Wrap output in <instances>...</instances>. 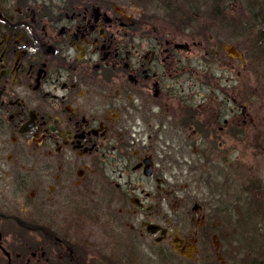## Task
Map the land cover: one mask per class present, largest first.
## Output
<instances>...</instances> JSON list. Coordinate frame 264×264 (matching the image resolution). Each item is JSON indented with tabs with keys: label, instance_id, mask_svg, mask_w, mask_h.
<instances>
[{
	"label": "flooded vegetation",
	"instance_id": "af4514ba",
	"mask_svg": "<svg viewBox=\"0 0 264 264\" xmlns=\"http://www.w3.org/2000/svg\"><path fill=\"white\" fill-rule=\"evenodd\" d=\"M208 1L0 0V264H237L172 182L190 149L230 170L223 136L254 121L251 93L205 84L253 70L236 0Z\"/></svg>",
	"mask_w": 264,
	"mask_h": 264
},
{
	"label": "rangeland",
	"instance_id": "374dc122",
	"mask_svg": "<svg viewBox=\"0 0 264 264\" xmlns=\"http://www.w3.org/2000/svg\"><path fill=\"white\" fill-rule=\"evenodd\" d=\"M208 2L210 3L205 6V16H214V0H209ZM236 8V16L240 14L243 19L235 17L234 25H236V28L233 30L235 45L247 54V47H245L248 45L247 38L253 32H256L257 29L260 30L256 36L261 38L260 32L264 29L263 21L255 20L251 17L252 14L248 10L249 0H236ZM242 8L245 9V14L241 11ZM254 23L256 27L252 28ZM226 27L227 29L230 27L228 22H226ZM241 65L242 63L237 61L236 72L230 74L229 72L225 73L226 70L222 65V67L220 66L214 70V73L207 70L204 71L205 84L221 82L224 85H234L237 90V98L248 99V95L250 93L252 95L251 109L254 121L247 125V134H237L236 146L234 145V140L230 141L228 136L224 135L222 139V148L227 147L231 142L236 149V152L231 150V157L236 158L234 166L230 168L231 172L223 166L218 168V164L214 160L215 156L212 154L213 152L209 154L207 151L202 157H198L199 148L190 149L187 152L186 157L189 162L186 165H175V167H172V182H174V185L176 184L177 188L181 189L179 194L184 196L185 203L188 204L192 200L191 205L198 202L207 207V204H209L211 207L209 209L213 210L219 217V220L216 217L212 218L213 215L211 216L208 213L211 224L215 225L219 221L218 226L229 227L230 229L233 228L232 218L228 215L225 216L224 211L232 207L236 201L234 214L248 217V211L241 214V211L244 210L243 205L246 203V193H243V188L252 181L261 184V179L263 180L261 185H264V153H261L264 150V70L257 67L253 68L251 72L242 71L241 74H238L241 70ZM171 135L173 136L171 138L181 136L180 134ZM215 180L226 184L227 187L220 186L221 184L215 186L213 184ZM238 194L240 198L236 200ZM176 200L182 201L179 197L174 199L171 206L172 210H178L180 205L184 204V202L176 203ZM227 237L230 240L232 239L229 233ZM222 252H224V249ZM155 264H161L159 258H156ZM171 264H180V260L175 253H172Z\"/></svg>",
	"mask_w": 264,
	"mask_h": 264
},
{
	"label": "trees",
	"instance_id": "16d2710c",
	"mask_svg": "<svg viewBox=\"0 0 264 264\" xmlns=\"http://www.w3.org/2000/svg\"><path fill=\"white\" fill-rule=\"evenodd\" d=\"M217 2L214 0L215 9ZM248 10L252 14L251 17L263 21L264 26V0H249ZM241 11L245 14L244 8ZM236 17L243 19L240 14ZM259 30L249 35L248 45L245 47L247 51L252 52V67L254 69L260 67L264 70V29L260 32L261 38L256 36ZM261 153H264V150ZM261 184L252 181L243 188V193H246V203L243 205L244 210L241 214L248 211L249 216H237L231 222L233 227L231 232L233 244H231L234 246L233 255L237 264H264V185ZM239 198L238 194L236 200Z\"/></svg>",
	"mask_w": 264,
	"mask_h": 264
}]
</instances>
